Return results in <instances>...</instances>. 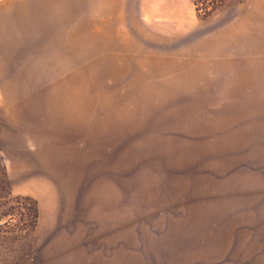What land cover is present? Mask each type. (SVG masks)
<instances>
[{"label": "rangeland", "instance_id": "obj_1", "mask_svg": "<svg viewBox=\"0 0 264 264\" xmlns=\"http://www.w3.org/2000/svg\"><path fill=\"white\" fill-rule=\"evenodd\" d=\"M253 2L39 0V67L7 54L0 79V213L30 195L39 221L0 236V264L99 231L158 263L264 264V31L235 15Z\"/></svg>", "mask_w": 264, "mask_h": 264}, {"label": "crops", "instance_id": "obj_2", "mask_svg": "<svg viewBox=\"0 0 264 264\" xmlns=\"http://www.w3.org/2000/svg\"><path fill=\"white\" fill-rule=\"evenodd\" d=\"M0 5V79L7 75L4 70L7 64L5 56H12L14 52L18 62L17 69L25 68L27 73L34 74L39 67V0H0ZM252 5L258 7L246 8L235 14L244 27L242 32L248 35L253 26L259 25L264 31V0H254ZM248 40L251 38L248 37ZM0 86L6 91L11 90L14 85L0 81ZM74 235L67 237L65 233H61L54 237L50 234L46 238L50 247L45 252L50 257L51 264H164L162 261L158 263L157 259L141 257L138 249L126 247L118 233L105 234L99 231L90 240L87 239V234ZM84 241L89 244L83 246ZM73 242L80 243V246H76L78 248L68 256L71 251L67 248ZM66 257L67 263L64 262Z\"/></svg>", "mask_w": 264, "mask_h": 264}, {"label": "trees", "instance_id": "obj_3", "mask_svg": "<svg viewBox=\"0 0 264 264\" xmlns=\"http://www.w3.org/2000/svg\"><path fill=\"white\" fill-rule=\"evenodd\" d=\"M243 1L245 0H194V5L198 18H207L225 5ZM7 197L6 203L12 210L9 213L11 217L5 221L6 214L0 213V236L16 244L28 239L35 231L39 221V204L38 200L30 195L13 196L8 191ZM16 215H20V219H26L22 223L20 220L14 222Z\"/></svg>", "mask_w": 264, "mask_h": 264}]
</instances>
